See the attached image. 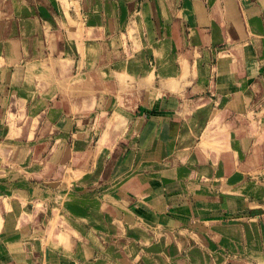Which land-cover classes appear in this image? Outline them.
Returning a JSON list of instances; mask_svg holds the SVG:
<instances>
[{
	"label": "crops",
	"instance_id": "crops-1",
	"mask_svg": "<svg viewBox=\"0 0 264 264\" xmlns=\"http://www.w3.org/2000/svg\"><path fill=\"white\" fill-rule=\"evenodd\" d=\"M62 4H58L61 10ZM77 6L85 39L77 56L79 83L63 85L67 95L54 98L45 111L57 133L49 141L52 161L43 168L56 169L52 165L59 158L63 164L75 154V165L60 170L68 168L83 176L77 182H61L62 188L46 185L45 180L0 181V264H82L93 247L87 246L85 255L83 241L72 236L69 242L61 228L48 237L30 233L29 228L26 232L23 225L33 228L34 204L49 213L54 203L67 204L69 186L110 182L111 170L119 173L122 203L144 229L165 231L184 244L178 251L209 250L208 244L192 243L196 214L227 210L246 218L239 217L244 215L243 193L230 190L229 183L216 189L211 183L197 186L190 171L193 166H243L222 157L209 160L243 153L238 142L243 136L230 139L222 132V113L228 104L242 105L238 106L241 93L248 98V91H256L260 97L264 91V0H77ZM210 55L214 61L205 69L198 60ZM150 56L153 64L147 60ZM74 88L76 92H69ZM59 120L63 121L57 125ZM202 122L204 127L208 122L216 126L196 135L195 125ZM198 188L203 192L197 194ZM237 188L255 191L246 183ZM88 199L96 219L100 199L94 189L70 200L73 211L82 215ZM250 207L247 218L264 231V209ZM19 213L30 217L16 225ZM37 216L43 217L40 211ZM220 230L216 241L228 249L229 230ZM32 234L37 243L43 241V253L59 259L32 254L24 243V237ZM165 246L156 248L175 252V245ZM168 256L163 263L190 264L189 254Z\"/></svg>",
	"mask_w": 264,
	"mask_h": 264
},
{
	"label": "rangeland",
	"instance_id": "rangeland-1",
	"mask_svg": "<svg viewBox=\"0 0 264 264\" xmlns=\"http://www.w3.org/2000/svg\"><path fill=\"white\" fill-rule=\"evenodd\" d=\"M59 3H63L62 10ZM77 7V0H0V181L28 179L43 183L45 180L46 185L62 188L69 182L81 180L83 176V173L76 174L68 168L60 170V166L75 165V154L71 161L67 160L63 164V158H59L60 161L52 165L58 166L56 169L48 171L43 168L52 161L49 156V141L57 133L50 115H44L45 111L49 110L54 98L67 95V90L62 87L66 84L76 86L79 83V75L75 72L77 56L82 53L81 46L85 39L81 35L82 15ZM87 38H90V33ZM147 60L150 61L149 64L154 63L151 56ZM213 61L214 57L211 55L198 60L205 69ZM73 91L76 92V89L69 90ZM244 95L246 94L241 93L239 96L241 103L238 106L242 104L240 107L229 106L230 104L226 106L222 113L225 128L221 127L222 132L230 139L236 135L243 136V140L238 138L243 153L214 156L209 160L213 163L218 157H222L226 162L238 161L243 166H193L190 171L191 180L197 186L211 183V187L216 189L229 183L228 186L233 187L230 190H241L243 193L240 197L245 205L244 215L239 217L246 218H238L234 214L237 212L227 210L208 216L201 212L196 214L192 243L198 247L208 244L209 250L196 248L189 253L186 247L178 251L184 244L170 239L165 231L155 227L144 229L146 226L138 223L122 203L124 196L118 190L119 181L116 177L119 173L115 174L117 170H111L113 174L110 182L98 180L91 187L69 186L67 204L61 202L57 207V203H54L49 213L40 204H34L33 228L27 223L23 228L26 232H29V228L30 233L47 234L48 237L61 228L67 232L69 240L72 236L82 240L85 255L87 246L93 247L82 264H168L163 263V259L168 258L170 253L171 259L189 254L190 264H264V231L246 215V212L252 210V204L264 209V91L260 97V94L256 95V91H248V98ZM189 105L191 108V102ZM62 121L59 120L57 125ZM214 126L216 124L213 122H208L205 127L203 122L196 124V135L200 132H212L214 128L210 127ZM72 129L74 132V126ZM58 142L59 139H56L55 143ZM257 148L262 149L261 153L248 152L250 149L256 152ZM61 182L65 184L61 185ZM244 183L254 185L255 191L237 188L244 186ZM93 189L100 199L99 211L94 212L97 218L91 217L92 211L87 207L90 206L89 199L82 205L83 214L77 215L70 200L82 193L87 196V192L90 193ZM201 189L203 188H198L196 193L203 192L199 191ZM39 211L43 217L37 216ZM45 215L49 218H45ZM29 217L30 215L23 216L19 213L16 225ZM221 228L229 230L228 237L232 244L228 249L221 247L218 245L219 241H216ZM256 228H259L262 238H259ZM30 237L32 240L28 242ZM30 237L25 236L24 243L30 245L32 254L38 252L45 260L59 259V256L53 258L43 253V241H34L33 234ZM170 244L175 245V252L156 248L157 245Z\"/></svg>",
	"mask_w": 264,
	"mask_h": 264
}]
</instances>
